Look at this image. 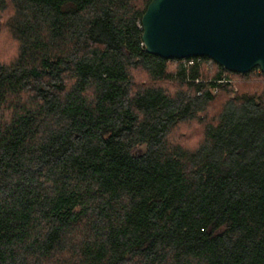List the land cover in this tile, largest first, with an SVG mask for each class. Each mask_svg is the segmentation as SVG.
Instances as JSON below:
<instances>
[{"label":"trees","instance_id":"obj_1","mask_svg":"<svg viewBox=\"0 0 264 264\" xmlns=\"http://www.w3.org/2000/svg\"><path fill=\"white\" fill-rule=\"evenodd\" d=\"M150 1L0 0V264H264V73L149 54Z\"/></svg>","mask_w":264,"mask_h":264},{"label":"water","instance_id":"obj_2","mask_svg":"<svg viewBox=\"0 0 264 264\" xmlns=\"http://www.w3.org/2000/svg\"><path fill=\"white\" fill-rule=\"evenodd\" d=\"M141 27L149 54L210 57L237 73H264V0H151Z\"/></svg>","mask_w":264,"mask_h":264},{"label":"rangeland","instance_id":"obj_3","mask_svg":"<svg viewBox=\"0 0 264 264\" xmlns=\"http://www.w3.org/2000/svg\"><path fill=\"white\" fill-rule=\"evenodd\" d=\"M220 231L223 230V228L219 229Z\"/></svg>","mask_w":264,"mask_h":264},{"label":"built area","instance_id":"obj_4","mask_svg":"<svg viewBox=\"0 0 264 264\" xmlns=\"http://www.w3.org/2000/svg\"><path fill=\"white\" fill-rule=\"evenodd\" d=\"M189 63H192V61H189Z\"/></svg>","mask_w":264,"mask_h":264}]
</instances>
